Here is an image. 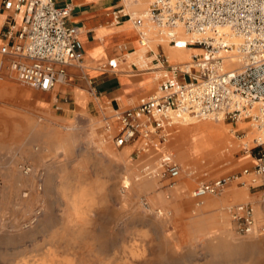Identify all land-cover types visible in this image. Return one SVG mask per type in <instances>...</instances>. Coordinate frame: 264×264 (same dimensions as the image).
Returning a JSON list of instances; mask_svg holds the SVG:
<instances>
[{"label": "rangeland", "instance_id": "rangeland-1", "mask_svg": "<svg viewBox=\"0 0 264 264\" xmlns=\"http://www.w3.org/2000/svg\"><path fill=\"white\" fill-rule=\"evenodd\" d=\"M4 66L0 264H264V176L259 186L243 176V188L234 189L239 201L222 207L219 200L234 182L216 195L191 196L200 182L251 165V159L239 163L254 146L247 142L255 136L247 123L222 120L229 137L225 154L191 152L181 144L202 137L201 131L178 123L161 153L136 150L122 158L129 147H116L111 134L103 136L105 118L48 117L33 104L41 91L19 82L8 61ZM206 138L216 142L211 132ZM167 154L182 167L177 182L153 173ZM245 189L257 199H246ZM246 203L260 235L243 234L232 220L233 207Z\"/></svg>", "mask_w": 264, "mask_h": 264}, {"label": "built area", "instance_id": "built-area-1", "mask_svg": "<svg viewBox=\"0 0 264 264\" xmlns=\"http://www.w3.org/2000/svg\"><path fill=\"white\" fill-rule=\"evenodd\" d=\"M147 1V7L132 18L140 45L147 46L149 26L159 43L196 51L188 65L168 64L159 55L168 73L156 92L105 120L113 143L122 147L137 141L138 152L152 155L162 152L172 127L186 117L242 121L255 132L254 146L248 149L253 166L200 182L191 196L201 199L219 194L243 176L256 183L264 176V0ZM2 7L24 8L17 41L0 47L1 54L10 56L9 69L19 82L41 91L53 89L65 78L66 65L81 62L79 31L68 21L70 7L56 6L53 0H5ZM177 30L188 37L182 38ZM108 65L113 68L116 62L110 60ZM159 160L156 175L174 180L181 174V166L170 155H161ZM148 169L145 166L150 174ZM252 215L248 203L233 207L232 220L243 234L253 232Z\"/></svg>", "mask_w": 264, "mask_h": 264}, {"label": "crops", "instance_id": "crops-1", "mask_svg": "<svg viewBox=\"0 0 264 264\" xmlns=\"http://www.w3.org/2000/svg\"><path fill=\"white\" fill-rule=\"evenodd\" d=\"M3 1L5 0H0V47L11 46L17 41V33L24 14V8L18 11L3 9ZM53 2L56 6L70 7L68 21L79 31L77 42L81 62L66 65L63 81L57 82L49 91L40 90L41 93L34 97V106L42 109L48 117L65 122L80 119L99 120L101 117L105 120L111 119L115 112L134 108L141 99L156 92L163 75L168 73L166 64L163 67L160 65L159 55L166 57L168 64L183 63L175 59H172L173 63L168 60V50L177 48L167 42L159 43L155 32L150 34L148 30L147 46L140 45L132 18L144 10L143 6L144 3H148L147 0H53ZM153 38L158 42L151 41ZM142 48H145L144 52L141 51ZM179 49L196 51L193 48ZM0 59L2 60L0 74L2 71L6 73L7 67L4 65L10 61V56L0 53ZM110 60L116 62L115 67L108 65ZM4 82L0 78V86H3ZM239 122L242 121L230 123L237 126ZM219 137L222 144L216 152L221 151L225 154L227 150L230 151L228 147L225 151L223 146L229 139L225 127L220 130ZM251 137L252 135L248 137L247 142ZM126 146L129 147L127 149H130L131 154L137 150L138 142L122 146V149ZM242 156L244 157L239 163L251 159V165L244 164L242 169L252 167L254 163L252 154ZM121 157L123 158V154ZM232 182L229 183L231 186L227 188L228 192L224 196L222 194L223 197L220 196V207L224 203L228 205L239 201L235 197L234 189L243 188V185L239 183V179ZM245 190L248 193L246 199H257L255 194L249 196L250 189Z\"/></svg>", "mask_w": 264, "mask_h": 264}, {"label": "bare ground", "instance_id": "bare-ground-1", "mask_svg": "<svg viewBox=\"0 0 264 264\" xmlns=\"http://www.w3.org/2000/svg\"><path fill=\"white\" fill-rule=\"evenodd\" d=\"M144 4L147 7L148 3L146 2ZM145 8H143V9H145ZM147 29L150 31V34L154 33L151 27L147 26ZM177 32H178L179 36H181L182 38H184V37L187 38L188 37L187 35H185L183 33L182 30H177ZM181 34L184 35V37ZM151 41L155 42V38H153ZM148 47L151 48L150 45H148ZM141 51L144 52L145 48H142ZM192 52H193L192 49H173V48H170L168 50V52H167V56H168V59L170 61H172V59H175V60L178 61V60H186V59L190 58V60H188L186 62H183V63H187V65H188V64H190V61H191V53ZM141 54H143V53H141ZM0 78H1V76H0ZM188 120H190V121H188ZM196 120H201V119H195L193 117H186L184 120L179 121V123L181 125H183V126L195 124V127L199 128V130L201 131L200 134H202V137L196 136V137L188 138L181 145H186L189 148V150L191 152H193V153L209 152V153H211V155H210V157H211L217 150H219V146L221 145L222 141H221V138L219 137V133H220V130L224 129V124H223L221 119L213 120V121H218L219 122V124H217L216 126L212 125V123L208 122V121H202V120L201 121H196ZM204 120H212V119H204ZM208 132H211V133H213L216 136V142L215 141L211 142V140L206 138V134H208ZM105 134H110V133H109V131L107 129L104 128V133H103L104 137L106 136ZM254 137L255 136L252 135L250 141L253 140ZM129 152H130V149L128 150L127 148H125L124 153H122L123 154V158H127L128 155L130 154ZM183 157H185V155L182 156V158ZM157 171H158V167L155 168V172H157ZM181 174H182V171H181ZM181 174L175 179L176 182L179 180ZM189 174L191 175V173H189ZM144 182H147V180L144 179ZM173 186L174 185H171L170 188H172ZM258 227H259L258 224L255 222L254 225H253V232L251 234H249V235H260L259 232H258Z\"/></svg>", "mask_w": 264, "mask_h": 264}]
</instances>
